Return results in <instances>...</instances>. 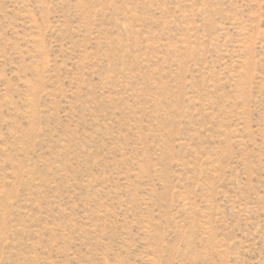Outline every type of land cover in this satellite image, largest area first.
Segmentation results:
<instances>
[{
  "label": "rangeland",
  "instance_id": "obj_1",
  "mask_svg": "<svg viewBox=\"0 0 264 264\" xmlns=\"http://www.w3.org/2000/svg\"><path fill=\"white\" fill-rule=\"evenodd\" d=\"M0 264H264V0H0Z\"/></svg>",
  "mask_w": 264,
  "mask_h": 264
}]
</instances>
